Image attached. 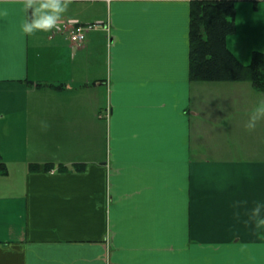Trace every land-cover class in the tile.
<instances>
[{
    "label": "crops",
    "instance_id": "1",
    "mask_svg": "<svg viewBox=\"0 0 264 264\" xmlns=\"http://www.w3.org/2000/svg\"><path fill=\"white\" fill-rule=\"evenodd\" d=\"M192 2L71 0L26 36L0 0V264H264V90L191 79Z\"/></svg>",
    "mask_w": 264,
    "mask_h": 264
},
{
    "label": "trees",
    "instance_id": "2",
    "mask_svg": "<svg viewBox=\"0 0 264 264\" xmlns=\"http://www.w3.org/2000/svg\"><path fill=\"white\" fill-rule=\"evenodd\" d=\"M236 31V0H193L190 45L193 81H251L257 89L264 90V53L254 51L250 64H243L227 45L228 37Z\"/></svg>",
    "mask_w": 264,
    "mask_h": 264
},
{
    "label": "clouds",
    "instance_id": "3",
    "mask_svg": "<svg viewBox=\"0 0 264 264\" xmlns=\"http://www.w3.org/2000/svg\"><path fill=\"white\" fill-rule=\"evenodd\" d=\"M24 5V11L29 13L28 17L21 23V31L26 36H32L37 31L51 32L60 30V21L63 13L67 10L71 0H20ZM255 123H247L248 130H254ZM259 210H253L255 215ZM264 225V220H259L258 225Z\"/></svg>",
    "mask_w": 264,
    "mask_h": 264
},
{
    "label": "built area",
    "instance_id": "4",
    "mask_svg": "<svg viewBox=\"0 0 264 264\" xmlns=\"http://www.w3.org/2000/svg\"><path fill=\"white\" fill-rule=\"evenodd\" d=\"M70 26L69 29V38L71 42L75 45H81L85 42L87 38V34L95 29L100 24H87V25H79L78 23L72 24L71 22L68 23ZM67 27L66 23L60 25V29H65Z\"/></svg>",
    "mask_w": 264,
    "mask_h": 264
},
{
    "label": "rangeland",
    "instance_id": "5",
    "mask_svg": "<svg viewBox=\"0 0 264 264\" xmlns=\"http://www.w3.org/2000/svg\"><path fill=\"white\" fill-rule=\"evenodd\" d=\"M251 1V0H250ZM252 1H254V0H252ZM255 1H258V2H260L259 3V5L260 6H263L264 7V0H255ZM243 17V18H245V17H247L248 16V14L246 13V12H241V13H239V18L241 17V16ZM254 17L256 18V20L258 21V24H260V23H264V12L262 11V12H259V13H254ZM240 20V19H239ZM237 24V23H236ZM245 33L246 32H243V30H242V34L241 35H245ZM247 35H253V30H251V28H250V31H248L247 32ZM261 36V37H260ZM260 37V38H259ZM253 39V40H249L248 39V42H249V44H248V48H259L258 50H255V51H259V52H263L264 53V31H263V33H261L259 36H258V38L257 37H250V39ZM257 38V39H256ZM254 39H256V40H254Z\"/></svg>",
    "mask_w": 264,
    "mask_h": 264
}]
</instances>
